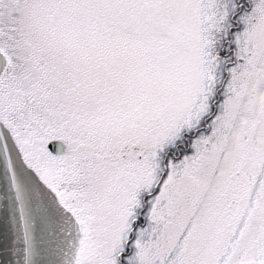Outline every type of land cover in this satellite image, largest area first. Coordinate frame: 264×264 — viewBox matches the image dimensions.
<instances>
[{
  "label": "snow or ice",
  "instance_id": "1",
  "mask_svg": "<svg viewBox=\"0 0 264 264\" xmlns=\"http://www.w3.org/2000/svg\"><path fill=\"white\" fill-rule=\"evenodd\" d=\"M0 264H264V0H0Z\"/></svg>",
  "mask_w": 264,
  "mask_h": 264
}]
</instances>
